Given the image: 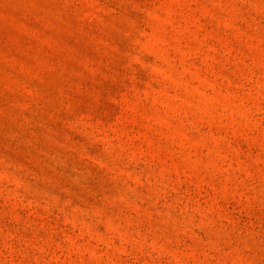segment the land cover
<instances>
[{
  "label": "rangeland",
  "instance_id": "1",
  "mask_svg": "<svg viewBox=\"0 0 264 264\" xmlns=\"http://www.w3.org/2000/svg\"><path fill=\"white\" fill-rule=\"evenodd\" d=\"M0 264H264V0H0Z\"/></svg>",
  "mask_w": 264,
  "mask_h": 264
}]
</instances>
